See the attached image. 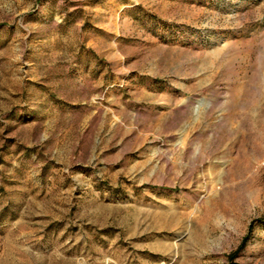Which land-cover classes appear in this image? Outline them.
<instances>
[{
  "label": "rangeland",
  "instance_id": "obj_1",
  "mask_svg": "<svg viewBox=\"0 0 264 264\" xmlns=\"http://www.w3.org/2000/svg\"><path fill=\"white\" fill-rule=\"evenodd\" d=\"M0 264H264V0H0Z\"/></svg>",
  "mask_w": 264,
  "mask_h": 264
}]
</instances>
